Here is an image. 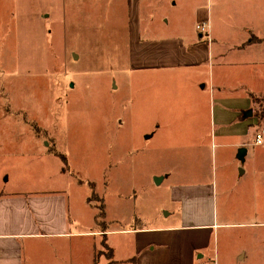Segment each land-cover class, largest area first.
Instances as JSON below:
<instances>
[{"label":"rangeland","instance_id":"rangeland-1","mask_svg":"<svg viewBox=\"0 0 264 264\" xmlns=\"http://www.w3.org/2000/svg\"><path fill=\"white\" fill-rule=\"evenodd\" d=\"M230 6L225 12L237 21L233 27L264 14V0ZM203 7L210 9L212 34L225 33L213 0H0V194L66 186L73 232L154 224L157 198L178 178L177 167L168 158L153 161L149 154L158 146L143 131L150 125L136 123L153 116L149 91L155 85L154 77L129 85L127 74L136 69L130 36L136 38L137 28L142 39L173 36L177 27L198 32L204 21L197 9ZM144 85L149 105L138 116L130 106L139 104ZM161 85L170 87L168 81ZM257 102L264 116V96ZM215 160L203 172L208 177L217 171L218 221H264V171L258 172L256 188L249 181L250 193L227 205L231 166ZM159 170L162 174H153ZM229 207L255 214H235ZM109 237L113 242L118 236ZM87 239L50 238L49 245L62 248L55 264H68L66 248ZM258 239H264V227L226 226L216 243L222 253L242 245L257 255ZM95 240V264H106L110 255L102 234Z\"/></svg>","mask_w":264,"mask_h":264},{"label":"crops","instance_id":"crops-1","mask_svg":"<svg viewBox=\"0 0 264 264\" xmlns=\"http://www.w3.org/2000/svg\"><path fill=\"white\" fill-rule=\"evenodd\" d=\"M213 1L220 8L218 22L225 31L219 36L212 34L211 27L209 36H202L194 26L189 34L177 27L173 36L165 38L142 39L138 28L136 38L130 36L136 69L127 74L129 85L149 77H154L155 85L149 91L153 116H141L149 105L147 85L139 87L140 102L130 106V112L138 110L141 118L136 123L150 125L143 131L145 139H155L158 146L149 154L153 161L162 164L168 158L177 167L178 178L167 183L157 198L160 213L150 216L154 224L73 232L66 186L0 194V264H55L62 248L49 245L50 238L73 236L88 241L74 244L73 240L66 248L68 264H95L99 234L110 255L106 264H202L211 260L264 264V239H258L261 254L254 255L242 245L221 252L216 243L221 229H256L264 227V221H218L217 171L208 177L203 172L216 156L231 166L226 171L232 185L226 189V202L231 205L250 193L245 191L250 190L249 181L257 182L258 172L264 171V141L255 143L256 134L264 129V116L256 111L257 99L264 96V14L246 20L248 25L233 27L237 21L225 11L236 0ZM197 17L209 20L210 9H197ZM167 81L170 87H162ZM151 189L148 186L145 191ZM245 209L228 208L239 215L255 214ZM111 235L118 237L112 242ZM27 254L30 259L26 261Z\"/></svg>","mask_w":264,"mask_h":264},{"label":"built area","instance_id":"built-area-1","mask_svg":"<svg viewBox=\"0 0 264 264\" xmlns=\"http://www.w3.org/2000/svg\"><path fill=\"white\" fill-rule=\"evenodd\" d=\"M210 22L208 20H204L203 23H200L197 25V29L198 31L201 33V35H206L209 36L210 34ZM264 141V129H262L261 131H259L256 136H255V143L261 144ZM202 264H217L216 260H211V261H207L204 262Z\"/></svg>","mask_w":264,"mask_h":264},{"label":"trees","instance_id":"trees-1","mask_svg":"<svg viewBox=\"0 0 264 264\" xmlns=\"http://www.w3.org/2000/svg\"><path fill=\"white\" fill-rule=\"evenodd\" d=\"M63 160L65 161L66 160V157L63 156ZM104 243H106V242H104Z\"/></svg>","mask_w":264,"mask_h":264}]
</instances>
